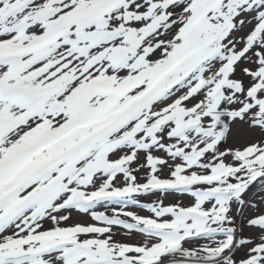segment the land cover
<instances>
[{"label": "snow or ice", "instance_id": "snow-or-ice-1", "mask_svg": "<svg viewBox=\"0 0 264 264\" xmlns=\"http://www.w3.org/2000/svg\"><path fill=\"white\" fill-rule=\"evenodd\" d=\"M0 264H264V0H0Z\"/></svg>", "mask_w": 264, "mask_h": 264}]
</instances>
